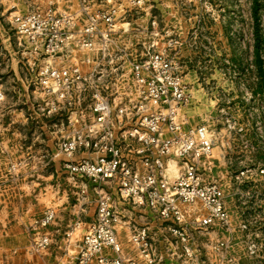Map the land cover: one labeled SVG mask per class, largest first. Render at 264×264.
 <instances>
[{"label":"built area","instance_id":"1","mask_svg":"<svg viewBox=\"0 0 264 264\" xmlns=\"http://www.w3.org/2000/svg\"><path fill=\"white\" fill-rule=\"evenodd\" d=\"M146 7L148 0H79L74 11L37 7L10 16L14 33L38 58L32 81L47 104L38 109L52 116L63 106L69 113L57 142L64 169L71 179L99 185L94 222L85 229L84 220H77L63 231L66 241L80 232L79 249L64 264H161L164 255L155 248L149 224L130 226V242L144 262L126 251L118 232L122 212L104 184L115 187L123 202L152 212L156 225L181 241L188 263L211 264L195 241L214 230H232L225 191L205 173L215 166L217 142L209 126L188 128L182 114L190 96L180 63L150 47L131 59L129 71L115 67L121 50L115 33L129 30L119 25ZM115 95L125 102L117 104ZM174 160L181 169L172 179L168 167ZM56 217L48 209L33 222L32 250L52 247L53 235L41 229ZM230 244L227 239L213 245L216 264H239ZM250 253H257L256 244Z\"/></svg>","mask_w":264,"mask_h":264},{"label":"rangeland","instance_id":"2","mask_svg":"<svg viewBox=\"0 0 264 264\" xmlns=\"http://www.w3.org/2000/svg\"><path fill=\"white\" fill-rule=\"evenodd\" d=\"M78 2L0 0V216L16 211L19 188L27 187L28 192L37 188L42 178L36 173L46 167L62 174L52 179L59 188L57 198L76 201L86 212L96 207L99 185L89 179H71L57 155V142L69 113L63 106L52 116L38 109V104L47 107L32 81L35 71L31 66L37 60V72L38 58L14 33L10 22L17 9L27 12L53 7L60 12L74 11ZM148 6L126 15L119 25L129 30L123 32L120 28L114 35L121 45L115 67L129 71L131 59L143 56L150 47L151 51L163 50L175 58L182 66L190 96L182 111L186 126H209L217 142L215 166L205 173L219 181L225 191L232 230H214L210 237L195 241V249L216 264L213 245L217 240L230 239L231 255L239 264H264V0H148ZM18 70L22 80L14 79ZM115 97L117 104L125 102L124 97ZM6 122L11 125L4 128ZM180 166L179 161L169 162L172 179ZM103 188L117 203L122 201L115 187L104 184ZM82 196H86L85 201ZM10 202L11 210H7ZM48 209L54 208L45 211ZM41 217L33 216L32 221ZM63 220L64 214L41 231L52 234L56 228L67 226L69 221L64 225ZM33 222L26 227L31 245ZM79 236L78 229L75 240L62 241L67 243L64 255L72 251L69 243L74 240L76 245ZM152 237L157 252L164 255L161 264H191L181 255V241L159 225L152 228ZM124 243L128 249L134 247L130 238ZM253 244L257 245V253L251 254Z\"/></svg>","mask_w":264,"mask_h":264},{"label":"crops","instance_id":"3","mask_svg":"<svg viewBox=\"0 0 264 264\" xmlns=\"http://www.w3.org/2000/svg\"><path fill=\"white\" fill-rule=\"evenodd\" d=\"M15 12H18V9L13 13ZM22 78L23 74L21 71H16L14 79L22 80ZM27 90L30 93L29 89ZM26 119H28L27 116ZM10 125V122H6L4 123V128ZM39 127L42 129L47 128L41 125H39ZM36 175H38V178H42L38 180V187H33L32 191L29 192L27 187H25V189H20V187L19 194L16 196L19 197L20 204L17 207L15 206L16 211H10L0 216V264H64L72 259L73 253H76L79 247L77 244L75 245V243H73L76 239L73 237L72 239L74 240L68 247V249H72V251L64 255L63 251L64 247L67 249V243H62L64 240L63 231L79 217H81V219L83 218L85 229L95 220V209L86 212V208H81L76 204V201L57 198L59 188L55 186L56 184H53L55 180L52 179L55 177L57 179L58 176L62 175L61 172H58V170L54 172V170L51 171L46 167L38 169ZM117 206L122 212L123 220L118 230L120 240L123 241L126 251L130 253V256L144 262L137 249H135V247L128 249L124 241L128 240L130 226L133 223L139 225L149 224L151 229L155 228L157 225L153 221L154 214L146 209L132 207L123 201H120ZM11 207L12 203L10 202L7 210H11ZM127 207H130L132 210L126 211ZM47 208H54L56 210L57 219L64 214V225L68 221L69 223L67 226H62L58 229H55V226H53L52 228L55 230L52 232V235L56 243L49 249L37 254L31 248L30 234L27 233L26 227L33 222V216L43 215V212H45ZM129 213H131V215H129ZM123 230L126 231V234H123ZM124 235L128 237L123 238Z\"/></svg>","mask_w":264,"mask_h":264}]
</instances>
